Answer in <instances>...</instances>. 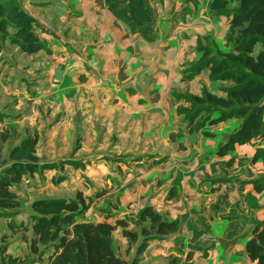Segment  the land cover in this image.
I'll return each instance as SVG.
<instances>
[{
  "label": "crops",
  "instance_id": "obj_1",
  "mask_svg": "<svg viewBox=\"0 0 264 264\" xmlns=\"http://www.w3.org/2000/svg\"><path fill=\"white\" fill-rule=\"evenodd\" d=\"M20 1L49 49L25 53L31 56L26 74L38 78L42 69L44 76V83L22 92L33 95L35 119L42 111L48 119L35 127L36 155L44 163H83L45 170L51 179L61 169L71 186L37 185L44 195L31 199L29 209L36 198L82 192L89 207L75 222L119 223L113 244L126 260L136 256L138 242L130 244L123 231L137 229L142 210L153 205L180 227L150 241L138 264H253L246 244L264 222V188L255 185L264 178V155L254 159L264 140L220 155V144L242 119L191 130L178 113L189 104L176 96L204 89L224 96L221 87L229 81L211 80L209 69L187 80L184 70L202 58L200 46L231 49L229 18L214 13L211 0H150L156 39L147 41L105 0ZM24 244L34 257L23 264L50 263L46 254L31 262L36 254Z\"/></svg>",
  "mask_w": 264,
  "mask_h": 264
},
{
  "label": "trees",
  "instance_id": "obj_2",
  "mask_svg": "<svg viewBox=\"0 0 264 264\" xmlns=\"http://www.w3.org/2000/svg\"><path fill=\"white\" fill-rule=\"evenodd\" d=\"M108 8L123 20L134 34L147 41L156 39L157 13L150 0H105ZM211 10L229 18L227 41L229 51H215L200 46L202 58L184 70V79H192L205 69L211 80L229 81L222 85L224 96L207 89L200 95L180 93L176 96L188 106L178 107L191 130H199L208 123L215 125L230 118L242 119L241 126L220 144L218 154L225 155L236 144L264 140V0H211ZM40 26L18 0H0V39H8L27 54L41 50L49 52L36 32ZM12 29L13 33H9ZM214 114H218L214 117ZM37 134L28 136L15 145L9 154L10 162L0 172V213H9L21 207L16 186L28 172L55 167L56 163L39 162L36 155ZM264 155L258 149L254 159ZM72 161H62V164ZM65 179L59 176L56 182ZM257 190L264 188V178L255 181ZM90 200V199H89ZM89 207L82 192L70 197H41L31 204L30 223H21L32 229L29 239L34 254H46L49 264H128L113 244L117 224L107 221L94 223L75 219ZM7 213V214H8ZM120 224H125L120 221ZM11 227L17 225L12 222ZM67 226V227H66ZM180 221H168L153 205L141 212L137 229L124 230L131 243H137L136 256L129 264H138L140 255L150 241L179 230ZM27 239V237H25ZM41 247L45 248L41 251ZM246 252L253 264H264V222L257 224L246 244ZM20 258L8 253V246L0 244V264H20Z\"/></svg>",
  "mask_w": 264,
  "mask_h": 264
},
{
  "label": "rangeland",
  "instance_id": "obj_3",
  "mask_svg": "<svg viewBox=\"0 0 264 264\" xmlns=\"http://www.w3.org/2000/svg\"><path fill=\"white\" fill-rule=\"evenodd\" d=\"M37 29L39 32L41 27H37ZM9 33H13L12 29ZM30 57V55H26L25 52L12 44L8 39H0V172L3 171L6 163L10 162L9 154L11 149L16 144H19L23 138L36 133L35 127H37V125L41 122L48 121V119H42L45 115L43 111L42 118L40 117L39 120L35 119V107L31 104L34 101L33 98H31L33 95H28L31 99L23 97L22 95V92L25 93L24 91H27L30 93L33 89L37 88L36 85L44 83L42 82L44 79L42 69L38 71V78H35L37 77L35 75L32 78L31 75L26 74V71H24L27 68ZM67 161H72L71 163L75 165L79 164V162L82 163L81 161L71 160V158L67 159ZM40 163L43 164L44 162ZM67 164L70 165V163ZM55 165L60 167L63 164L56 163ZM52 168L54 167L41 168V171L37 173L38 175H32L29 172L25 174L22 182L16 186L19 197L22 199V206L13 210L12 213H0V238L2 237L0 244L11 241V245L8 244L7 246L10 248L11 253L15 255L21 253L20 264L34 257L33 255H27V249L23 246L25 245L24 242L27 243L28 250L31 251L29 248V239L32 236V231L31 229L25 230L20 224H29L31 221L30 213L32 210L29 209L30 200L34 197L44 195L43 190L40 192V188L37 185H39L41 189L44 185L46 187H62V185L71 186V181L68 178L67 180H65L66 178L64 179L65 182L64 180L56 182V179L63 174L61 169L59 172L57 171L55 176L51 177V180L50 173L45 174L44 171ZM30 188H34V190L30 191ZM12 222H15L17 225L11 227L10 224ZM25 237H27V239H25ZM44 249L45 248L41 247V251ZM37 255L38 254H36V257L33 258L31 262L42 260V258L37 257ZM132 258L133 256H126L128 264L132 261Z\"/></svg>",
  "mask_w": 264,
  "mask_h": 264
}]
</instances>
